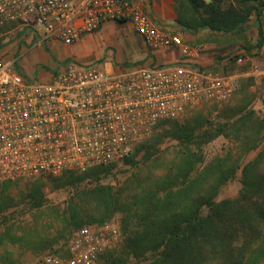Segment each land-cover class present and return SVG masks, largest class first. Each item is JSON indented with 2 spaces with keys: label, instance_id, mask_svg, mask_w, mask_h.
Returning <instances> with one entry per match:
<instances>
[{
  "label": "built area",
  "instance_id": "obj_1",
  "mask_svg": "<svg viewBox=\"0 0 264 264\" xmlns=\"http://www.w3.org/2000/svg\"><path fill=\"white\" fill-rule=\"evenodd\" d=\"M146 0H0V37H35L31 46L71 47L108 22L129 25L150 52L177 50L167 63L81 64L66 57L44 81L25 77L15 57H0V185L83 173L122 161L164 122L180 120L201 101L220 104L234 78L202 66L201 45L158 25ZM264 52L261 45L253 54ZM241 52L227 57L243 63ZM252 64L249 74H260ZM107 223L71 233L63 254L37 264H98L116 241ZM259 264H264V260Z\"/></svg>",
  "mask_w": 264,
  "mask_h": 264
},
{
  "label": "trees",
  "instance_id": "obj_2",
  "mask_svg": "<svg viewBox=\"0 0 264 264\" xmlns=\"http://www.w3.org/2000/svg\"><path fill=\"white\" fill-rule=\"evenodd\" d=\"M182 3L188 4L190 17L178 16L175 21L193 34L200 29L240 32L251 14L258 18L264 11V0H233L226 8L221 7V0ZM257 33L260 38L259 29ZM260 46L258 41L254 47ZM228 111V121L201 134L195 133V128L174 125L176 144L165 148L159 147L157 139L138 143L146 161L142 166L151 165L145 171L136 168L117 190L97 181L102 166L47 178L62 180L75 194L59 217L63 225L57 235L73 228L70 235L87 224H104L122 212L127 214L120 224L124 238L120 251L112 252L114 264H256L264 257V121L238 103ZM217 136L236 144L204 162L201 146ZM254 150L255 156L243 162ZM237 172L241 185L238 195L216 202L219 188ZM37 179L26 181V191L20 193L23 203L36 211L44 205ZM17 183L0 185V213L11 200L6 191Z\"/></svg>",
  "mask_w": 264,
  "mask_h": 264
},
{
  "label": "rangeland",
  "instance_id": "obj_3",
  "mask_svg": "<svg viewBox=\"0 0 264 264\" xmlns=\"http://www.w3.org/2000/svg\"><path fill=\"white\" fill-rule=\"evenodd\" d=\"M232 1L221 0V7H228ZM171 2L174 15L171 27L176 29V34L182 38L179 30L181 27L175 20L178 16L188 19L191 10L187 3H182V0H171ZM234 5L236 4L234 3ZM256 21L253 13L244 24L245 28L240 32L219 33L200 29L194 32L196 38L185 41L188 45H201L202 52L205 51L204 46L206 45V52L213 54L214 59L218 61L217 67L214 68L224 75L233 76L234 93L228 101L220 104L201 101L187 111L180 120L159 127L148 137L147 141L152 143L153 139H157L160 148L176 144V139L172 136L174 125L177 127L179 125L187 126L189 129L195 128V133L199 134L204 131H212L218 125L228 121L226 117L229 114L228 109L235 103L253 110L264 121V76L249 74L250 66L258 64L252 60L258 55L253 54L258 48L254 46L258 41H261L254 29ZM110 24L112 28L109 30L108 38L93 36V39H89L85 37L71 48L62 47L56 43H51L48 47H35L31 45L36 39L30 34L26 35V38H20L11 32L5 33L0 37V57L14 56L16 69L25 77L38 81L47 80L49 71L58 70L59 61L68 56H75L81 64L92 65L103 63L106 66V64L121 63L122 66H128L143 62L140 61V44L132 45L130 42L129 38L133 34L129 32V25L119 22ZM181 30L182 33H188ZM235 52H241L240 57L244 58L243 63H237L235 59L227 60V57ZM259 66L261 69V65ZM198 140L203 141L204 139L198 138ZM235 144L223 136L213 138L201 146L204 162L210 161L215 156L223 155ZM140 146V144L136 145L133 152L122 161L103 166L97 181L101 185H108L117 190L137 171L136 168H142L145 171V167H149L151 163L142 166L146 161L143 158L144 150ZM256 152L257 150L247 153L243 162L251 160ZM239 178L240 174L237 172L234 178L222 185L217 192L215 201L235 198L241 187ZM37 180L41 183L44 199V205L40 210L31 209L23 203L20 197V193L26 191L25 183L29 180L18 182L17 185L6 191V195H9L11 200L8 201L7 208L0 213V264H37L46 254H63L65 252L67 241L71 235L69 233L74 229L71 228L66 234L57 235L63 225L58 220L62 211L74 199V190L63 186L62 180L40 178ZM91 211L88 210V213ZM126 217L127 214L118 212L106 220L117 238L113 246L99 258L98 264H114L112 252L120 251L124 238L120 224L121 220ZM88 219L90 218L86 220ZM263 260L264 257L256 264ZM126 264H145V262L130 261Z\"/></svg>",
  "mask_w": 264,
  "mask_h": 264
},
{
  "label": "crops",
  "instance_id": "obj_4",
  "mask_svg": "<svg viewBox=\"0 0 264 264\" xmlns=\"http://www.w3.org/2000/svg\"><path fill=\"white\" fill-rule=\"evenodd\" d=\"M145 8L147 10V12L149 13V15L155 19L156 23L158 25H164L167 27H171V23L172 20L174 18L173 15V11H172V2L171 0H146L145 2ZM256 24H255V28L256 31H258V29L261 32L260 35V39H261V45H264V11H262L258 18L254 15ZM110 23H116V22H108L105 23L101 29L95 33L92 36H89V39H93V36H100V38H108L109 36V30H111L112 25ZM121 23V22H119ZM122 24H126V23H122ZM127 25V24H126ZM173 29V28H172ZM174 31H176V29H173ZM182 35V38L184 41H188L189 39H193L196 38L195 34L192 33H182V30L179 29ZM130 34L131 35L129 38L131 44L133 45L134 43H137V45L140 44V63H146V64H150V63H157V64H161V63H167V62H173V61H177L180 60L179 58V54L177 52V50H170V51H159L156 53H150L142 44L141 38L137 35H135L130 29H129ZM258 34V33H257ZM87 38V37H86ZM105 43V42H104ZM139 43V44H138ZM77 45V44H76ZM71 46V47H75ZM204 46V45H203ZM71 47H66V48H71ZM205 51L203 50V52L201 53L199 59H198V63L202 66L205 67H210V68H216L217 67V60L214 59V55L213 54H209L208 52H206L207 47L206 45L204 46ZM69 57V56H68ZM70 57H75V56H70ZM61 60V59H60ZM214 60V61H213ZM253 61L258 62L259 65H261V71L260 74H262L264 76V52H260L258 53V55H256L255 57L252 58ZM218 73H220V71H216ZM259 74V75H260ZM50 74L48 75V79Z\"/></svg>",
  "mask_w": 264,
  "mask_h": 264
}]
</instances>
